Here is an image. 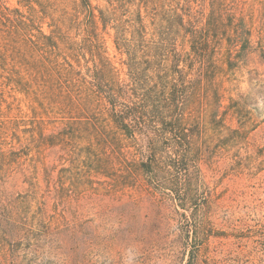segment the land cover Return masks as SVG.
Masks as SVG:
<instances>
[{"label":"rangeland","instance_id":"obj_1","mask_svg":"<svg viewBox=\"0 0 264 264\" xmlns=\"http://www.w3.org/2000/svg\"><path fill=\"white\" fill-rule=\"evenodd\" d=\"M126 1L117 13L107 14L105 22L100 12L110 10L112 0H31L30 5L0 0V6L25 16L31 6L37 16L34 27L52 36L51 41L58 26L66 29L75 45L67 58L86 80L93 63L88 48L80 47L88 44L89 32H96L103 56L127 84L129 54L118 49L111 27L116 24L114 17L120 25L136 19L139 0ZM163 1L154 21L145 15V7L140 9L147 27L157 22L176 30L168 9L178 7L185 12L186 22L200 27L214 6L222 8L219 12L213 8L211 20L220 23L212 32L214 37H209L213 51L204 69L198 63L185 66L175 60L170 73L171 55L167 62L166 57L159 58L160 72H155L157 80L173 77L181 82L182 76L193 86L206 72L212 84L199 91L201 99L195 102V139L205 198L198 213L207 223L203 226L207 230L198 231L200 249L188 245L194 232L188 238L182 235V210L177 208L178 214L176 206L135 172L133 162L140 155L133 147L125 149L122 166L117 154L109 156L105 171L95 167L91 156L99 149L95 139L89 143L79 137L37 147L40 132L45 136L61 130L68 117L42 111L41 95L33 85L24 91L0 77V122L15 128L4 130L1 149L6 155L16 152L9 158L10 172L0 181V264H264V0ZM86 3L91 7L86 8ZM153 7L157 9L150 4L149 10ZM230 18L232 24L239 22L251 30L250 49L239 57L234 51L230 54L224 39ZM0 28L4 34L9 31L7 24ZM15 35L26 38L23 33ZM214 41L221 46L213 47ZM59 48L64 50L62 45ZM175 50L183 55L191 44L179 38ZM73 116L80 117H72L68 125L76 129L93 126L92 121L102 117L97 108ZM85 116L94 119L85 121ZM37 126L42 128L33 133ZM15 197L23 200L20 213L8 220L4 217L7 203ZM42 200L46 205L40 204Z\"/></svg>","mask_w":264,"mask_h":264},{"label":"trees","instance_id":"obj_2","mask_svg":"<svg viewBox=\"0 0 264 264\" xmlns=\"http://www.w3.org/2000/svg\"><path fill=\"white\" fill-rule=\"evenodd\" d=\"M23 1L30 5L31 0ZM154 1L139 0L136 19L125 25H120V22L113 18L116 24L111 27L116 32V45L118 49L129 54L127 84L119 80L114 67L103 56L96 32H89L88 44H82L80 47L82 50L88 48L91 53L90 62L93 63L92 68H88L89 80H86L74 70L73 63L67 58L73 55L75 45L70 38L68 39L66 29L58 26L56 32L53 31L54 41H51L52 36H46L34 27L37 16L31 6L27 8L33 12L29 11L28 16L0 6V25L7 24L9 28L7 34L0 28V77H4L7 82L14 83L24 91L33 85L36 92L39 91L41 95L42 103L39 108L42 111L56 112L68 117V122L61 130L45 136L40 132L37 147L56 145L64 141L67 143L79 137L87 139L89 143L95 139L99 149H96L98 150L96 153H91V156L95 167L104 171L108 168L104 165L110 164L109 156L118 155L117 159L122 166L121 163L124 164L126 157L125 149L133 147L140 155V160L133 162L135 172L139 176L143 174L146 183L152 185L154 192L159 191L161 198L176 206L175 210L177 208L182 210L180 216L185 219L182 235L188 238L194 232L193 242L186 244L191 250H199L201 243L198 240V231L207 230L203 227L207 223L198 213L205 198L198 164L200 150L195 139L197 135L195 102L201 99L199 91L207 90L212 84L206 79V72L203 74L204 77L198 80V85L194 86L190 79H184L182 76L181 82L173 77L170 80H164L165 78L157 80L155 72H160L157 70L159 58L166 57L167 62L170 61L171 55L173 58L168 67L170 73L173 72L171 67L175 65V60L185 63V66L198 63L199 68L204 69L210 63L213 51L210 49L209 37L210 35L214 37L212 32L217 30L215 26L220 23L211 20L214 16L213 8L215 7L218 12L222 8L214 6L200 27L186 22L184 20L186 14L180 12L179 7L169 8L172 22L177 26L176 30L172 31L167 25L160 26L157 22L149 23L147 27L140 9L145 7V15H151L154 21V16L164 6L163 0H158L161 1V6H158L160 2ZM122 3L128 2L112 0V8L100 12L103 21H106L107 14L109 16L117 13ZM150 4H155L157 9L153 7L149 10ZM90 7V4L86 3V8ZM89 13L93 18V13L91 11ZM228 20L229 33L223 32L226 33L224 39L227 41L226 45H229L230 54L234 51L239 57L250 49L251 30L239 22L232 24L231 18ZM225 24L223 23V28ZM21 33L26 38L15 35ZM127 35H130L129 38ZM179 38L182 43L191 44V50L183 55L175 50ZM216 44L221 46L220 42L214 41L213 47ZM59 45H62L64 50H60ZM139 56L143 57L142 60ZM173 69L177 71L178 68ZM72 105L79 110L76 113L82 115L93 113V109L97 108L102 117L92 121L93 126H84L82 130L76 129L68 125L72 117V119L80 117L73 116L76 113ZM85 117V121L94 119L90 116ZM41 128L34 127L33 133L39 132ZM11 129L15 130L11 125L0 122V181L3 182V178L10 172V155L16 153L10 151V154L6 155L1 149L4 144L3 137H6L4 130ZM11 135H14L13 132ZM133 177L135 179L136 176ZM32 186H34L32 191L36 194L35 182H32ZM19 198L9 199L13 203H7L9 208L4 214L8 220H15L19 215L18 211L23 201ZM40 204L46 205V202L42 200ZM176 212L179 214L178 210Z\"/></svg>","mask_w":264,"mask_h":264}]
</instances>
